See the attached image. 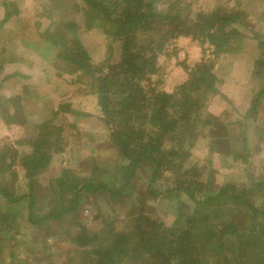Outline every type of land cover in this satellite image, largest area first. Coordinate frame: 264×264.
I'll list each match as a JSON object with an SVG mask.
<instances>
[{
  "label": "trees",
  "instance_id": "trees-1",
  "mask_svg": "<svg viewBox=\"0 0 264 264\" xmlns=\"http://www.w3.org/2000/svg\"><path fill=\"white\" fill-rule=\"evenodd\" d=\"M60 1L64 9L78 7L85 28L99 30L106 40V58L96 66L76 37L75 17L58 25L53 23L40 33L45 34L48 47L67 63L71 72L88 77L90 94L95 96L101 113L97 116L98 123L108 130L107 140L113 155L123 159L116 173L122 179L115 187L116 182L102 177L106 169L102 163L95 159L88 163L90 160L83 159L79 170L66 165L59 168L57 175L41 177L46 181L40 188L42 194L37 195L36 176L53 170L55 155L72 157L78 150L70 149L69 143L64 147L60 128L53 124L54 120L45 119L44 108L37 110L44 118L37 120L32 130L23 125L24 116L29 114L17 118L19 115L14 112L7 123H13L20 136L31 132L26 136L29 152L20 158L28 190L23 197L13 195L7 177L12 173L15 158L5 160L4 152L0 153V264L13 261L26 264L28 253H35V261L27 264H42L44 260L39 252L47 237L42 235L43 244L35 241L36 249L30 246L39 236L40 227L50 226L52 221L65 223L66 230L61 236L75 244L70 256L61 259L59 264H68L75 258L79 260L75 264H264V208L254 203V196L259 193L264 198V179L254 181L248 176L252 182L233 179L216 184L212 180L213 169L188 159L196 145L198 150L204 149L197 144L196 137L203 136L201 131L208 125L213 138L204 147L215 154L223 151L220 134L225 133V126L213 121L211 127L203 111L206 95L216 92L214 75L201 66L173 92L149 85L150 75L157 69L156 54L169 40L190 35L202 46L206 43L210 54L218 56L226 46H235L245 37L243 29L247 30V14L251 13L240 8L216 7L191 14L188 5L186 12L173 10L176 0L163 12L156 10L158 0H80L81 5ZM9 4L7 0H0L3 11L0 25L18 11L16 8L8 11ZM251 37L255 40L251 67L264 79V31L254 32ZM115 55L118 60L112 63L111 57ZM2 68L3 62H0ZM263 86L264 83L253 92L255 85L251 82L252 98L247 99L245 112L239 115L241 126L242 119H251L252 124L264 120ZM25 92L22 99L34 91ZM61 109L57 105V110L52 109L50 115L60 117ZM67 111L74 114L75 120L90 116ZM69 129L79 138L90 134L75 123H70ZM255 129L257 135L264 136V127L257 125ZM237 141L242 144L243 153L229 150L223 154H232L234 160L241 156L246 161L249 153L244 149L243 129ZM105 154L107 151H103ZM105 160L108 161L107 157ZM262 166L264 169V160ZM165 172L169 175L160 180ZM142 176L146 182L142 181L144 189L139 190L140 199L185 194L191 202L190 209H180L169 225L159 215L147 212L143 203L125 210L124 199L134 192V185ZM246 176L243 172V177ZM84 194L92 197V203L102 201L106 205V209L98 207L90 214L94 224L89 231L80 221L85 208L81 202ZM25 197H28L26 203L22 200ZM17 202L24 205L21 206L24 214L18 222L15 219ZM117 205L121 210H117ZM122 209L124 215L119 216L122 225L117 228L112 220ZM76 227L80 228L79 232L75 231ZM20 239L22 247L18 248Z\"/></svg>",
  "mask_w": 264,
  "mask_h": 264
},
{
  "label": "rangeland",
  "instance_id": "rangeland-1",
  "mask_svg": "<svg viewBox=\"0 0 264 264\" xmlns=\"http://www.w3.org/2000/svg\"><path fill=\"white\" fill-rule=\"evenodd\" d=\"M7 1L11 3L8 11L13 8L18 10L17 13L12 14L0 25V62H3V68L0 70V153L4 152L5 160L14 157L16 162L12 166V173L7 177L10 191L16 197H23L24 194H27V178L21 170L20 158L29 152L26 136L29 137L28 134L31 135V132L28 134L24 132L22 133L23 136H20L14 129V124L7 123V121L12 120L11 117L14 112L19 115L17 118H21L23 114H29L24 116L23 125L32 130L37 120L44 118L42 115L37 114V110L41 111L43 108L46 111L44 114L45 119L54 120L53 124L60 128L58 132L64 147L66 143H69L70 149L78 151L74 152L72 157L58 153L55 155L56 158L52 160L53 170H47L36 176L37 182L34 188L39 191L37 195L42 194L40 188H43L46 181L41 177L57 175L60 171L59 168L66 165H71L74 169L79 170L81 169L80 161H83V159L86 162L90 160L88 163L93 159L102 163L103 167L106 168L102 172V177L113 183L116 182L114 184L117 187L118 182L122 179L121 175L116 176V173H118L117 167L123 159L117 157V154L113 155L107 140L108 130L102 126V123H98L97 116L101 113L96 105L95 96L90 94L92 88H90L89 79L84 74L71 72L69 67H66L67 63L57 58L53 48L48 47L49 43L45 39V34L41 36L40 33L51 27L53 23L58 25L60 22L66 21L65 19L75 17L78 23L76 37L88 51L91 62L96 66L100 65L106 58L104 35L95 28L92 30L85 28L83 14L80 9H77L78 7L72 5L74 2L81 5L80 0H68L72 6H68L66 9H64L60 0ZM171 1L173 0H158L156 10L165 11L167 7L171 6L169 4ZM176 1L178 3L173 4L176 5L173 10L180 9L182 12H186L188 10L186 5H188L191 14L198 11H212L216 7L240 8L246 10L247 13H251L247 14V30L242 28L245 37L238 41L235 46L232 45L230 48V45L226 46V50L220 52L218 56L210 54V48L206 47L208 46L206 43H204V47L198 39H194L190 35L178 36L169 40V44L156 54L157 69L155 68V74L150 75L149 85L155 89L173 92L177 85L188 80L190 75L198 68L201 66L208 68V71L215 77L213 86L216 92H210L206 95L203 111L211 121V127L213 121L221 122L225 126V133L221 132L220 134L223 139L220 143L223 147H220V150L223 151L222 154H215L208 152L204 147L206 142L213 138L209 135L211 128L208 125L201 131L203 136L196 137V140H199L197 144L202 145L204 149L201 147L198 150L196 145L188 158L189 162H197L213 169L212 180L216 184L233 179L243 182L250 181L248 176L254 181L264 179L262 166L264 136L263 133L257 135L255 129L257 125L264 127V120L258 122L259 124H252L251 119L243 120L241 118L243 123V126H241L239 119V115L241 116L245 112L247 99L252 98V95H250L252 92V90L250 91L251 82L252 85H255L253 92H256L264 83L263 76L260 74L258 77L254 68L251 67L252 61L255 59V40L251 36L254 32L262 33L264 31V0ZM13 4L14 6H12ZM2 19L3 11L0 9V20ZM117 60V55L111 57L112 63ZM27 89L34 92L29 95L26 94L27 98L22 99ZM57 105L62 107L61 112L63 115L53 118L50 113L57 110ZM67 110L87 113L90 116L87 119L79 118L75 120L73 118L74 114ZM33 111L35 112L33 113ZM70 123H75L78 128L81 126L83 129L86 128L84 130L90 132V134L79 138L73 129H69ZM242 129L245 138L244 149L246 148L249 153L246 161H243L241 156L234 160L232 154L224 155L229 153V150L235 152V154L239 153V155L243 153L240 149L242 144L237 141L240 138ZM51 130L54 131L52 128ZM103 151H107V154L103 155ZM106 157L108 161L105 160ZM207 162L211 163L208 164ZM243 172L247 173L246 177H243ZM166 174L169 175L168 172L163 173L160 180H164ZM145 178V176H142L139 183L144 182ZM143 182L141 185L139 183L135 184L134 192L130 191L132 193H129L130 197L124 199V202L127 203H125V210L128 207L129 209L136 208L139 203H143L147 212L159 215L162 222L169 225L180 209L184 211L190 209L191 202L185 194L173 193V196L166 198L160 196L152 199L148 197L140 199L139 190L144 189ZM83 196L81 202H83L85 208L84 212L81 213L82 218H80V221L85 225V229L89 231L94 224L93 217L90 214L95 213L98 207L106 209V205L102 201H98L97 204L92 203L90 199L92 197L88 194ZM22 200L26 203L28 197ZM254 200L257 207L264 208V198L260 193L254 196ZM21 206L24 207L20 202L15 205L17 207L16 213H18L15 217L16 222L24 214V210L21 212ZM116 208L121 210L119 205ZM119 212L115 220H112L115 221L114 226L116 227L122 225L119 216L124 215V210L122 209ZM34 213L37 214L38 210L35 209ZM65 226V223L52 221L50 226L40 227L41 232L30 247L36 249L35 241L43 244L44 236L47 237V242L42 245L39 252L40 257L44 260L42 264L48 261L52 264H59L61 259L70 256L72 253L75 244L67 239L63 240L64 236H61L63 231L66 230L64 229ZM79 230V227L75 228L76 232H79ZM42 235H44L43 238ZM22 241V239L19 240L18 248L22 247ZM34 254L28 253L25 256L26 264L35 261ZM75 259L69 260L67 263L75 264L79 261L77 258ZM13 262L11 264H21L20 261Z\"/></svg>",
  "mask_w": 264,
  "mask_h": 264
}]
</instances>
